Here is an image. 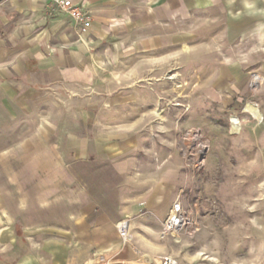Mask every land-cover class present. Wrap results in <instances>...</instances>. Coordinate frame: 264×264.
<instances>
[{"label": "rangeland", "instance_id": "rangeland-1", "mask_svg": "<svg viewBox=\"0 0 264 264\" xmlns=\"http://www.w3.org/2000/svg\"><path fill=\"white\" fill-rule=\"evenodd\" d=\"M181 2L180 19L144 32L149 49L123 59L117 84L64 96L66 102L55 101L47 120H24L0 136V147H6L12 163L19 150L15 145L31 141L37 122L57 128L58 134L48 136L51 141L63 138L61 130L83 137L84 156L58 150L55 159L69 166L55 167L59 181L38 188L44 193L54 187L53 210H62V191L69 194L64 201L71 213L93 208L82 210L86 223L102 224L104 237L129 220L132 241L123 249L131 261L148 256L176 264H264V160L256 145L264 92V0ZM139 34L117 40L136 46ZM225 70L238 72L241 82H224ZM253 75L259 83L251 85ZM83 104L92 116L77 117ZM95 140L104 151L93 150ZM109 144L123 146L117 161L133 162L126 174L111 167ZM29 156L23 148L22 158ZM67 170L69 181L62 182ZM174 201L197 226L162 235L161 222ZM29 202L23 200V209ZM6 206V220L12 223V198ZM117 241L110 249L92 247L87 256L95 264L117 262L118 236Z\"/></svg>", "mask_w": 264, "mask_h": 264}, {"label": "crops", "instance_id": "crops-1", "mask_svg": "<svg viewBox=\"0 0 264 264\" xmlns=\"http://www.w3.org/2000/svg\"><path fill=\"white\" fill-rule=\"evenodd\" d=\"M55 1L0 0V136L8 130L15 131L24 120H47V112L55 101L66 102L64 96L103 89L114 81L117 84L115 76L125 65L123 59L134 51L143 54L149 49L150 37L144 32L150 26L176 22L182 15L181 0H71L91 18L90 28L78 36L73 22L58 12ZM135 32L140 33L132 44L136 46H121L117 39ZM221 76L224 82L242 80L238 72L230 70L221 72ZM251 77L250 84L255 83V75ZM112 101L115 104L117 98ZM261 103L262 121L259 114L258 126L262 127L256 145L264 160V92ZM246 110L254 112L251 106ZM90 116V109L83 104L77 117ZM62 131L60 141H51L48 136L58 134L57 128L37 122L30 132L31 141L15 145L19 150H15L12 163L6 158V147H0V264H93L96 260L87 256L88 249H110L118 243L116 228L104 237L102 224L87 225L82 210L93 208L71 213L69 202L64 201L69 194L62 191V210H53L54 187L44 193L39 190L38 184L59 181L54 178L55 167L63 170L69 166L62 159H55L58 150L68 156L71 151L76 157L84 156L85 139L72 138L69 131ZM23 148L29 151L28 158H22ZM107 149L113 170L126 174L133 162L116 159L123 146L109 144ZM93 150L104 151L96 140ZM68 178L69 170L60 179L68 182ZM49 197L50 202L41 203ZM8 198L13 199L12 223L5 217ZM23 200H30L25 209ZM121 245L120 251L114 253L119 252L120 260L106 264H140L143 259L131 261L122 242Z\"/></svg>", "mask_w": 264, "mask_h": 264}, {"label": "built area", "instance_id": "built-area-1", "mask_svg": "<svg viewBox=\"0 0 264 264\" xmlns=\"http://www.w3.org/2000/svg\"><path fill=\"white\" fill-rule=\"evenodd\" d=\"M54 5L58 12L66 15L73 22L78 36H81L90 28L91 18L81 6L75 5L71 0H56ZM196 226V221L192 218L190 212L183 210L180 202L174 201L161 222V234H176L184 229L193 230ZM116 231L123 245L132 241L130 233L131 223L129 220L118 222ZM133 250L134 252L136 251L135 249ZM161 264H170L169 259L165 258Z\"/></svg>", "mask_w": 264, "mask_h": 264}, {"label": "bare ground", "instance_id": "bare-ground-1", "mask_svg": "<svg viewBox=\"0 0 264 264\" xmlns=\"http://www.w3.org/2000/svg\"><path fill=\"white\" fill-rule=\"evenodd\" d=\"M170 78H171V77H170ZM255 78H256V82H255V83H252L253 85L259 83V82H258V77L255 76ZM251 80H252V77H251ZM252 84H251V85H252ZM256 86H257V85H256ZM231 125H232V127H234V128H236L237 125H238L234 117L231 118ZM141 258L144 260L143 262H145L146 264H148L147 262H149L150 264H156V263H157V261H156L155 259L149 258L148 256H144V257H141ZM138 259H140V258H138ZM158 261H159V260H158ZM169 262H170V264H176V263H175L173 260H171V259H169ZM158 264H161V262L159 261Z\"/></svg>", "mask_w": 264, "mask_h": 264}]
</instances>
